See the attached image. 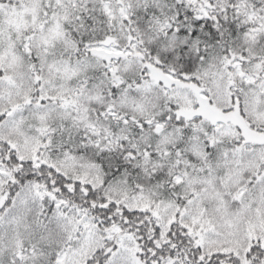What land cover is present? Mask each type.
<instances>
[{"label": "snow or ice", "instance_id": "snow-or-ice-1", "mask_svg": "<svg viewBox=\"0 0 264 264\" xmlns=\"http://www.w3.org/2000/svg\"><path fill=\"white\" fill-rule=\"evenodd\" d=\"M0 264H264V0H0Z\"/></svg>", "mask_w": 264, "mask_h": 264}]
</instances>
